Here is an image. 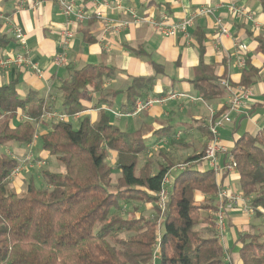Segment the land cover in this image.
<instances>
[{
    "label": "trees",
    "instance_id": "trees-1",
    "mask_svg": "<svg viewBox=\"0 0 264 264\" xmlns=\"http://www.w3.org/2000/svg\"><path fill=\"white\" fill-rule=\"evenodd\" d=\"M260 1L264 12V0ZM13 40V36L0 33V52ZM256 41L264 56V39L257 37ZM204 42L200 34V60L192 83L204 100L228 96L221 85L225 78L216 77L213 67L204 62ZM132 52L149 56L143 47ZM150 63L156 75L132 79L125 91L127 110L133 109L138 99L152 95L157 76L164 72L162 66L152 60ZM116 73V68L103 64L71 71L61 83L62 103L58 109L34 90L22 95L17 79L0 85V148H22L38 134L35 147L40 141L42 150L65 169L64 173L42 170L43 187L31 177L25 190L18 193L10 189L8 177L19 161L9 152L0 153V264H151L156 251L155 264H225V248L215 233L205 237L196 230L206 223V230L214 231L212 218H202V212L215 211L216 205L195 202L197 192L216 196L220 185L213 171L190 168L178 172L162 212L156 205V194L176 164L164 149L160 155L166 163L156 161L142 130L122 131L103 108L95 121L89 115L83 116L77 128L72 120L43 119L49 111L69 116L86 112L90 109L85 102L87 94H102V87ZM257 73L246 62L238 86L250 87ZM106 101L101 98L93 108H101ZM158 134L171 144L176 141L177 134L171 127ZM207 134L210 136L209 130ZM228 154L237 164L239 192L249 200L255 216H261L264 128L240 137ZM202 157L203 153L192 155L184 163ZM115 172L120 177L114 178ZM140 205H151L154 215L145 216ZM237 245L242 264H264V233L243 234Z\"/></svg>",
    "mask_w": 264,
    "mask_h": 264
},
{
    "label": "crops",
    "instance_id": "crops-1",
    "mask_svg": "<svg viewBox=\"0 0 264 264\" xmlns=\"http://www.w3.org/2000/svg\"><path fill=\"white\" fill-rule=\"evenodd\" d=\"M68 1H73L77 6L83 7L90 15L99 9L106 18L113 22L130 20L132 14L145 21L131 24L119 33L105 35L104 24L97 18L75 24L72 27L75 37L68 54V64L66 67H56L53 59L61 51V33L65 28V18L60 13L57 1L0 0V17H2L0 18V33L12 37L11 25L22 27L27 34L29 55L43 73V78H38L29 69L14 68L9 72L0 71V85L17 79L22 95L29 90H34L40 98L46 99L49 104L58 109L62 103L61 83L69 77L71 71L86 65L103 64L114 67L117 73L124 75V82L116 78V73L115 77L102 87V94L96 91L87 94L85 102L90 109L82 113L80 119L89 115L95 121L99 110L103 108L111 116V122L122 131L130 133L142 130L152 152L151 155L154 154L153 158L156 161L166 163L160 155V151L164 149L175 163L178 153L186 160L192 155L204 152L209 140L207 134L209 122L213 116L217 117L226 113L229 108V95L204 100L198 95L192 83L200 60L198 36L202 34L205 39L204 62L213 67L216 77L225 78L236 85V90H242L238 85L246 62L258 71L252 85L248 87L252 91L250 99L239 110L231 112V122L219 129L221 144L226 150L221 157L222 164L231 160L228 153L240 137L246 134L254 135L264 128V56L259 52L256 41L257 37L264 39V12L260 0ZM203 7L211 9L213 13L209 16L198 17L188 29L187 36L164 37L150 24V19L161 20L163 15L166 16L169 24L178 23L196 14ZM233 7L240 8L244 14L236 16L232 11ZM217 19H220L228 29V35L218 34ZM139 47H143L149 56H137L132 52L133 49L137 50ZM22 52L23 50L13 40L7 48L0 52V55L4 53L17 55ZM150 60L162 66L164 70L157 76L152 95L162 97L168 93H181L187 97L168 101L164 105H154L149 111L136 116L116 117L112 112L130 111L126 109L125 91L132 79L156 75ZM164 63L169 65V68ZM167 69H170L172 73L169 74ZM66 72L67 77L64 76ZM125 83L127 86L124 87ZM116 91L119 92L115 94ZM109 92L114 95L108 96ZM101 98H106L107 101L102 104L101 108L94 109L93 106ZM191 98L196 100L193 101ZM114 104H117L116 108ZM167 127H171L172 131L177 134L174 144L158 134V131ZM152 136L153 141L149 143ZM35 149L36 147L33 150L34 157L45 160L46 166L41 170L24 172L23 184L20 183V186L15 188L18 193L22 192L21 188L26 187V182L31 177L34 180L42 178V170L56 172L53 169L56 167L58 169L55 160L51 162L46 152ZM157 149L159 152H156ZM7 152L22 160L28 153V149L27 146L22 148L13 146ZM145 156L146 154L141 156V162L146 159ZM110 159L113 162L115 155H110ZM193 169L210 170L208 164L202 161L195 163ZM20 178L22 177L17 179ZM216 180L220 186L240 193L237 171L227 176L216 177ZM195 202L198 205L209 202L217 205V197L212 198L210 195L205 196L197 192ZM238 207L227 214V229L221 242L233 264H242L238 254V238L246 233H264L262 232L264 231V210H260L261 216L256 217L255 214L247 215L241 206ZM145 209L150 212L148 215L144 214L145 216L154 215L151 205L145 206ZM207 213L212 214L213 211ZM200 226H202L200 231L203 234H214V231L206 230L209 227L208 224L202 223Z\"/></svg>",
    "mask_w": 264,
    "mask_h": 264
},
{
    "label": "built area",
    "instance_id": "built-area-1",
    "mask_svg": "<svg viewBox=\"0 0 264 264\" xmlns=\"http://www.w3.org/2000/svg\"><path fill=\"white\" fill-rule=\"evenodd\" d=\"M57 4L60 9V13L65 18V28L62 30L61 33V51L57 53L53 59V63L56 67H66L68 64V54L75 37L72 27L75 24L85 22L94 16L104 24L105 35L108 33H119L124 29H127L131 24H139L145 21L143 19L138 18L135 14H132V18L130 20L113 22L110 19L106 18L104 13L99 9H97L92 15H90L84 10L83 7L77 6L73 1L57 0ZM232 11L236 16L244 14V11L237 7H233ZM212 13L213 11L211 9L203 7L199 9L196 14L178 23L169 24L166 21V16L163 15L161 20L156 21L150 19V24L164 37H175L178 35L187 36L188 29L194 24L195 20L198 17L209 16ZM216 27L220 36L229 34L228 29L225 27V25L220 19L216 20ZM11 28L13 38L15 39V42L18 44V46L23 50V52L17 55H10L8 53L0 55V71L9 72V70H12L14 68L29 69L38 78H43L42 71L39 69L38 65L33 63L29 55L26 32L19 25L13 24L11 25ZM221 85L224 86L229 92V108L226 113H223L217 117L213 116V118L209 122L208 130L210 136L206 148L203 152V157L200 160L208 164L210 170L213 171L216 177H220L224 174H229L231 172L237 171V164L232 159L228 163L222 164L221 157L223 153L226 152V150L221 144L219 129L225 124L230 123V113L239 110L245 104V102L249 100L252 96V91L250 88L236 90L235 88L231 87L230 82L227 80L222 81ZM183 97L187 96L181 93H168L166 95H163L162 97L150 95L144 99H138L135 102L133 109L128 112H110H112L116 117L136 116L143 112L149 111L154 105H164L168 101H173ZM192 99L193 98H191V100ZM195 100L196 99H193V101ZM80 115L81 114L69 116L58 111H49L45 112L43 119L48 121L60 122L67 120L77 121L80 119ZM37 138L38 134L35 136V140ZM35 140L29 145H27L28 153L25 155V157L22 160L18 159L19 165L11 171L8 177L9 181L19 178L21 174L26 171L41 170L46 166L45 160L37 159L34 157L33 150L36 146ZM197 162L199 161L179 164L166 174L162 181L161 189L156 194V205L161 209L162 212H164L167 202L169 200V191L173 183V173L175 171L182 172L186 169L193 168V166ZM216 197L217 205L216 210L212 213V221L214 225L215 236L221 243L224 239V235L227 229L228 212L239 208L238 206H241V209L249 216H252L254 214V211L249 204V200H247V198H244L245 196H243L241 193H235L227 188L219 186ZM156 260L157 251L153 256L151 264H155ZM225 264H233L230 257L226 254V251Z\"/></svg>",
    "mask_w": 264,
    "mask_h": 264
},
{
    "label": "rangeland",
    "instance_id": "rangeland-1",
    "mask_svg": "<svg viewBox=\"0 0 264 264\" xmlns=\"http://www.w3.org/2000/svg\"><path fill=\"white\" fill-rule=\"evenodd\" d=\"M164 64H166V63H164ZM166 66H167V68H169V65H167L166 64ZM173 70V69H172ZM167 71L169 72V74L170 73H172V71H170V69H167ZM66 75H64V76H68V74H67V72L65 73ZM124 75L123 74H121V73H117V76H116V78L118 79V80H121V81H123L124 82ZM125 86H127V83H125V85H124V87ZM114 106H115V108L117 107V104H114ZM143 113H145V112H143ZM142 114V113H141ZM112 121L114 122L115 121V119H114V117H112ZM115 123V122H114ZM72 124H73V126H74V128H77L78 127V125H79V122L78 121H75V120H72ZM39 131H41V130H39ZM176 131H177V129H176ZM241 134V133H240ZM240 134H238V135H240ZM153 136L152 137H150V139H149V143L150 142H152L153 141ZM177 138V137H176ZM38 146L36 147V149L35 150H40V151H43L42 150V148H41V142L40 141H38ZM13 148V146L12 145H8L7 147H5V148H0V153H2V152H7L8 150H11ZM159 149H157L156 150V152L158 151ZM155 152V153H156ZM159 152V151H158ZM152 157H154V154L152 155ZM49 159H50V161L51 162H54V158H51V157H49ZM184 161H185V157L184 156H181V154H177V156H176V158H175V164H176V166H178L179 164H183L184 163ZM46 162V161H45ZM55 162L57 163V165H58V169H57V167L55 168V169H53L54 171H56V172H58V173H64L65 172V169H64V167L61 165V164H59L56 160H55ZM110 163L112 164V162H111V159H110ZM44 170H47V169H44ZM178 174V171H175L174 173H173V176L172 177H174V176H176ZM120 176V173L119 172H115L114 173V178H117V177H119ZM20 177H22V178H20V179H15V180H12V181H10L9 182V187H10V189H12V190H14L16 187H18V186H20L19 184L21 183V184H23V180H24V178H25V175L24 174H21V176ZM35 182H36V185L38 186V187H43L44 186V181H43V179L42 178H40L39 180L37 179V178H35ZM27 183V182H26ZM237 186V185H236ZM235 186V187H236ZM25 188L26 187H22L21 188V190L23 191V190H25ZM233 188V187H232ZM16 190V189H15ZM140 208H142V210L144 211L143 213L144 214H146V215H148V213H150V212H148V211H146V209H145V207L144 206H140ZM127 210H129V207H128V209ZM126 213H127V211H126ZM206 213V214H205ZM209 215H212V214H209V213H207V212H203V218H205V217H209ZM211 218H212V216H210ZM201 225V224H200ZM198 226L197 228H196V230H200L201 228H202V226ZM203 227H205V226H203ZM262 231V230H261ZM262 232H264V231H262ZM210 234H205L204 236L205 237H208Z\"/></svg>",
    "mask_w": 264,
    "mask_h": 264
}]
</instances>
